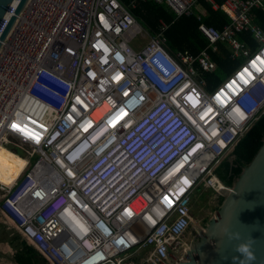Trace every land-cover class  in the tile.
<instances>
[{
  "label": "built area",
  "instance_id": "1",
  "mask_svg": "<svg viewBox=\"0 0 264 264\" xmlns=\"http://www.w3.org/2000/svg\"><path fill=\"white\" fill-rule=\"evenodd\" d=\"M20 1L0 20L1 36L15 16L0 41V147L26 167L0 184V214L47 264H174L204 230L192 194L230 193L215 170L264 115L263 65L251 68L264 63L252 18L264 0H26L15 15ZM147 1L176 19L204 2L229 21L200 24L198 56H172L168 24L150 36L133 14ZM245 33L253 52L238 41ZM218 45L244 62L209 92L194 66L214 73Z\"/></svg>",
  "mask_w": 264,
  "mask_h": 264
},
{
  "label": "trees",
  "instance_id": "2",
  "mask_svg": "<svg viewBox=\"0 0 264 264\" xmlns=\"http://www.w3.org/2000/svg\"><path fill=\"white\" fill-rule=\"evenodd\" d=\"M120 1L122 4H128L132 0ZM223 1L219 0L220 3ZM200 6L204 10V15L197 14L195 11L191 16L176 19L174 13L165 4L147 1L141 3L137 9L133 10V14L150 35L158 33L160 20H164L169 24L170 28L165 33L166 43L164 46L170 55L175 56L177 53H187L196 57L206 49L208 44L198 30L200 24L203 23L207 28L222 30L229 21L222 11H214L210 5L204 2H201ZM198 15L201 16L200 20H197ZM255 23L263 29L264 14L257 13ZM249 38L250 36L246 34L240 36V39L244 42H249ZM219 48V55H210L211 61L216 65L214 73H204L199 70L197 65L194 66L197 73L196 80H203L206 83L205 88L209 92H211L212 88H218L237 66L236 63L231 61V55L228 51L222 45H219ZM240 139L232 153L234 160H224L218 169L215 170V174L229 186L235 184L244 168L252 162L264 144V115H260L259 119L252 124L246 134ZM224 201L225 198L222 197L220 199L221 206ZM7 242L11 247L15 248L14 260L16 264H42V261H44L33 247L28 246L23 240L20 241L19 235Z\"/></svg>",
  "mask_w": 264,
  "mask_h": 264
},
{
  "label": "water",
  "instance_id": "3",
  "mask_svg": "<svg viewBox=\"0 0 264 264\" xmlns=\"http://www.w3.org/2000/svg\"><path fill=\"white\" fill-rule=\"evenodd\" d=\"M12 0H0V20ZM26 0H21L18 15ZM15 16L0 36L10 31ZM199 241L195 242L197 238ZM174 264H264V144L244 168L216 215Z\"/></svg>",
  "mask_w": 264,
  "mask_h": 264
},
{
  "label": "rangeland",
  "instance_id": "4",
  "mask_svg": "<svg viewBox=\"0 0 264 264\" xmlns=\"http://www.w3.org/2000/svg\"><path fill=\"white\" fill-rule=\"evenodd\" d=\"M147 42L148 39L146 36L144 38L140 36L133 47L137 51L141 50ZM11 146L13 147L14 145ZM233 150L228 153L225 160H234V155H232ZM25 167V155L16 156L5 148L0 149V182L11 183L13 185L19 179ZM191 198L193 217L198 225L205 229L211 220L219 214L221 208L220 199L216 197L212 189L206 187H200L192 194ZM16 235L20 236V241L23 240L13 225L9 224L7 219L0 214V264H15V248L11 247L7 241ZM188 240L191 241L194 239L189 238Z\"/></svg>",
  "mask_w": 264,
  "mask_h": 264
},
{
  "label": "crops",
  "instance_id": "5",
  "mask_svg": "<svg viewBox=\"0 0 264 264\" xmlns=\"http://www.w3.org/2000/svg\"><path fill=\"white\" fill-rule=\"evenodd\" d=\"M224 2V1H223ZM222 3V2H221ZM196 13L197 14H200V15H204V10L202 9V7L201 6H198V8H197V10H196ZM256 14L257 13H254L253 12V15H252V18H253V21H254V23H255V18H256ZM198 20V19H197ZM164 21V20H163ZM165 22V21H164ZM203 24V23H202ZM256 24V26H258V24L257 23H255ZM159 26H160V24H159ZM168 26H169V24H168ZM259 27V26H258ZM169 28H170V26H169ZM262 31H263V33H264V28L262 29L261 27H259ZM145 30V29H144ZM146 31V30H145ZM168 31V30H167ZM147 33H148V35H150V33L148 32V31H146ZM159 32V31H158ZM246 34V33H245ZM156 35V34H155ZM246 35H249V34H246ZM150 36H154V35H150ZM250 36V35H249ZM238 41L242 44H245V45H247L248 46V48L253 52V51H255L256 49H257V47H258V45L255 43V41L252 39V37L250 36V38H249V42H244V41H242L241 39H240V37H238ZM227 51H228V53L230 54V55H232L231 54V52L232 51H230V49H228L226 46H224V45H222ZM208 48V44H207V47H206V49ZM206 49H204V50H206ZM203 50V51H204ZM187 54V53H186ZM200 54V53H199ZM208 54H209V57H210V55H212V54H215V55H219L220 54V48H219V45H218V49H216V51L215 52H212V50L210 49V51L208 52ZM189 55V54H188ZM191 56V55H190ZM210 60H211V58H210ZM231 61L233 62V63H236L237 64V66H235V68L232 70V73L238 68V67H240L241 66V64L244 62V59H241V58H237V59H231ZM212 90H214V88H212L211 89V91ZM15 261V260H14ZM42 263L43 264H47L46 262H44V261H42ZM16 264V263H15Z\"/></svg>",
  "mask_w": 264,
  "mask_h": 264
},
{
  "label": "bare ground",
  "instance_id": "6",
  "mask_svg": "<svg viewBox=\"0 0 264 264\" xmlns=\"http://www.w3.org/2000/svg\"><path fill=\"white\" fill-rule=\"evenodd\" d=\"M263 65V66H262ZM256 66H262V68L261 69H264V63L261 61V59H257V60H255V62H253V64H252V66H251V68H252V70L253 71H255V73H258L259 72V70H254V68L256 67ZM247 73V75H250V73L249 72H246ZM254 94L256 95V96H258V97H261L262 96V93H261V90L259 89V90H257V91H255L254 92ZM0 149H4L3 147H0ZM26 159V158H25ZM0 184L1 185H3V186H5V187H7V188H9V187H11V186H13L11 183H2V182H0Z\"/></svg>",
  "mask_w": 264,
  "mask_h": 264
},
{
  "label": "flooded vegetation",
  "instance_id": "7",
  "mask_svg": "<svg viewBox=\"0 0 264 264\" xmlns=\"http://www.w3.org/2000/svg\"><path fill=\"white\" fill-rule=\"evenodd\" d=\"M199 240H200V238L198 237L197 240H196L195 242H197V241H199Z\"/></svg>",
  "mask_w": 264,
  "mask_h": 264
},
{
  "label": "clouds",
  "instance_id": "8",
  "mask_svg": "<svg viewBox=\"0 0 264 264\" xmlns=\"http://www.w3.org/2000/svg\"><path fill=\"white\" fill-rule=\"evenodd\" d=\"M215 106V105H214ZM219 108H221V106L219 105Z\"/></svg>",
  "mask_w": 264,
  "mask_h": 264
}]
</instances>
